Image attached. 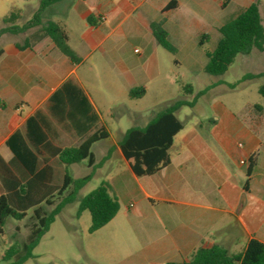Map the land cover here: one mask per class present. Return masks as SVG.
<instances>
[{
	"label": "crops",
	"instance_id": "obj_1",
	"mask_svg": "<svg viewBox=\"0 0 264 264\" xmlns=\"http://www.w3.org/2000/svg\"><path fill=\"white\" fill-rule=\"evenodd\" d=\"M169 1L64 0V24L41 19L51 4L41 12L37 24L12 34L20 41H5L8 32L0 34V147H6V140L15 131L25 135L29 117L36 119L48 141L57 147L77 146L104 128L108 137L91 147L108 143L101 149L103 156L98 163L93 155L94 168L116 153L127 168L114 173L113 187L133 186L137 203L144 202L149 208L140 212L144 226L134 230L140 239L138 248L113 264H181L199 248L218 245L230 254H239L251 239L264 244V135L260 114L249 113L237 120L219 105L207 123L209 128L203 122L186 127L175 114L182 129L168 150L170 163L150 176H135L119 149L127 129L145 126L158 113L142 120L144 109L127 107L117 114V104L110 97L118 91L129 102L139 101L158 76L160 46L152 35V22H161L168 42L193 29L199 40L207 28L218 34L217 29L228 20L222 19L228 7L235 14L257 3L260 17L264 9V0H176L174 9L163 11ZM18 11L14 25L23 27L17 25L23 18L22 10ZM36 11L27 16L26 24ZM47 21L58 23L66 31L77 63L62 55L43 34L41 24ZM95 65L99 66L102 87L95 91L97 98L92 96V88L89 91L83 84L91 79L88 76ZM134 88H143L144 95L130 98L128 91ZM24 107L29 110L22 116ZM121 115L132 126L119 127L115 138L109 123ZM7 150L9 155L0 153V157L21 181L26 180L28 174ZM252 157L255 165L247 174ZM42 158L46 156L38 157V169L43 166ZM52 162L61 167L63 177V165L50 158L54 177Z\"/></svg>",
	"mask_w": 264,
	"mask_h": 264
},
{
	"label": "rangeland",
	"instance_id": "obj_2",
	"mask_svg": "<svg viewBox=\"0 0 264 264\" xmlns=\"http://www.w3.org/2000/svg\"><path fill=\"white\" fill-rule=\"evenodd\" d=\"M39 2L40 0H0V29L7 26L2 23V18L18 9L22 10L23 18L17 21V25H25V19L38 9ZM260 13L264 22V9H261ZM233 15L232 7H228L223 12L222 19L227 20ZM41 19L43 21L56 19L64 24V0L49 6L41 15ZM39 29L40 27H37V33ZM195 32L194 29L186 30L169 39V43L176 50L175 54L158 47L159 73L148 85V93L145 97L139 101L129 102L118 91L111 93L110 97L117 104V114L127 107L140 108L144 109L140 119L146 120L153 113L163 110L173 102L183 100L194 102L195 105L182 106L176 113L178 119L186 127L203 122L209 128L207 123L213 118L215 107L220 105L237 120L246 118L249 113L260 114L261 131L264 135V95L259 92L260 87L264 86V76L243 79L248 74L264 73V52L252 50L247 55L238 54L223 74L213 76L204 71L205 52L213 50L219 35L207 28L204 32L208 39L203 41L202 47H199ZM4 39L20 41L19 38H14L12 33L6 34ZM135 48L139 46L135 45ZM98 70L99 66L95 65L94 72L88 76L91 79L83 81L89 91L92 88L90 92L94 98L98 97L95 91L102 89ZM185 85L191 86L192 94L184 93ZM28 110L24 107L20 113L25 116ZM109 124L115 138L119 127L124 129L132 126L122 115ZM106 145L108 143L91 149L97 163L103 156L101 149ZM0 153L9 155L5 146L0 147ZM52 164L55 168L54 184L59 185L62 180V169L55 162ZM234 166L237 167L236 164ZM126 168L125 161L116 153H113L107 161L96 165L91 170L90 180L77 192L73 201L61 209L49 230L40 238L32 250L34 258L27 259L22 264H113L126 258L129 253H134L140 244L139 236L134 230L144 226L146 221L141 217L140 212L149 208L144 202L137 203L133 186L113 187L111 178L114 173L124 171ZM68 172L74 178H82L90 173V169L87 167V161L84 160L79 164L68 166ZM102 182L111 184L108 193L117 200L119 210L108 224L89 234L90 214L88 211H83L77 216L78 205L84 195ZM135 202L137 205L129 207L130 203ZM52 208L53 206L44 207L46 211ZM32 222V211H29L21 221L11 218L5 220L0 234V264H7L3 257L12 244L24 243Z\"/></svg>",
	"mask_w": 264,
	"mask_h": 264
},
{
	"label": "trees",
	"instance_id": "obj_3",
	"mask_svg": "<svg viewBox=\"0 0 264 264\" xmlns=\"http://www.w3.org/2000/svg\"><path fill=\"white\" fill-rule=\"evenodd\" d=\"M61 0H40L38 9L32 20L23 27L14 25L19 18V11L10 12L2 18L7 25L0 29L2 33H17L32 24H37L41 12L51 4ZM177 6L176 0H170L163 11L172 10ZM88 23H91L88 20ZM152 35L158 45L171 54L175 48L168 42L167 33L161 22L150 24ZM41 31L47 36L55 48L70 61L77 63L78 58L67 44L66 31L56 22L47 21L41 24ZM219 38L212 51L205 52L206 64L204 71L207 74L218 76L223 74L234 62L238 54L247 55L252 50L264 51V25L261 23L257 3L236 12L218 29ZM208 36L202 34L198 46ZM264 76L248 74L244 80ZM186 94H192L190 85L183 86ZM143 88H134L128 91L130 98H140L144 95ZM264 95V86L259 89ZM199 94L196 95L198 97ZM193 102L175 101L159 111L145 126L127 129L120 139L118 146L123 158L130 161V169L137 177L150 176L170 163L168 150L172 145L173 137L182 129V123L177 119L176 112L182 106H192ZM108 133L104 128L94 132L73 147H57L48 141L42 128L34 117L25 122V135L15 131L6 140L5 145L13 155V159L26 171L28 178L21 181L0 157V185L3 193L0 195V234L7 218L16 221L23 220L29 211H32L33 222L29 225V232L23 244H12L4 254L7 264H22L34 258L32 250L40 238L49 230L55 217L61 209L72 202L77 192L90 180L91 171L82 178L73 179L67 166L86 160L87 166L93 170L94 157L91 147L95 142L106 139ZM42 158L43 166L38 169V157ZM50 158H55L63 165L61 184H53L54 171L48 164ZM255 165L254 158L248 161L247 174H250ZM109 185L102 182L98 187L84 195L78 205L77 216L88 211L90 226L88 233H94L108 224L117 214L119 205L109 193ZM53 206L50 211L44 207ZM181 264H264V244L251 239L242 253L230 254L218 245L195 250L188 260Z\"/></svg>",
	"mask_w": 264,
	"mask_h": 264
},
{
	"label": "built area",
	"instance_id": "obj_4",
	"mask_svg": "<svg viewBox=\"0 0 264 264\" xmlns=\"http://www.w3.org/2000/svg\"><path fill=\"white\" fill-rule=\"evenodd\" d=\"M240 163H241V164H245V162H244V161H241Z\"/></svg>",
	"mask_w": 264,
	"mask_h": 264
}]
</instances>
